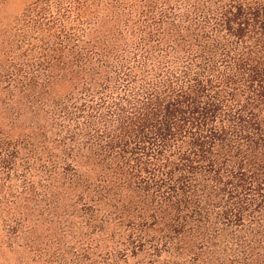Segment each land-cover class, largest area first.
<instances>
[{"label":"trees","instance_id":"16d2710c","mask_svg":"<svg viewBox=\"0 0 264 264\" xmlns=\"http://www.w3.org/2000/svg\"><path fill=\"white\" fill-rule=\"evenodd\" d=\"M26 12L18 263L264 264V0Z\"/></svg>","mask_w":264,"mask_h":264},{"label":"rangeland","instance_id":"374dc122","mask_svg":"<svg viewBox=\"0 0 264 264\" xmlns=\"http://www.w3.org/2000/svg\"><path fill=\"white\" fill-rule=\"evenodd\" d=\"M33 2L0 0V264H19L16 258L19 251L14 240V205L20 185L17 145L19 102L16 90L8 88L4 65L14 54L12 48L21 45L17 40L19 28ZM16 60L20 59L16 57ZM5 202L13 211L9 217L4 213ZM8 242L13 245L6 247Z\"/></svg>","mask_w":264,"mask_h":264}]
</instances>
